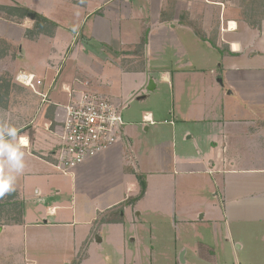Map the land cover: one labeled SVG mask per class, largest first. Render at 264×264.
<instances>
[{
  "label": "rangeland",
  "instance_id": "obj_1",
  "mask_svg": "<svg viewBox=\"0 0 264 264\" xmlns=\"http://www.w3.org/2000/svg\"><path fill=\"white\" fill-rule=\"evenodd\" d=\"M86 1L88 7L85 8L75 5L73 0H0L2 6L27 4L30 10L62 26L55 30L53 37L39 35L35 40L24 35L19 43L0 36V51L6 48V41L11 42L15 58L12 75L24 70L43 77L49 62L56 70L60 68L57 94L61 83L73 78L77 65L88 71L99 83L93 84L88 92L102 94L113 101L119 99L123 134L126 136L130 126L137 130L135 135L127 134L126 137L129 135L130 160L140 175L150 173L164 177L169 172L173 176V150L181 157L183 134L201 126L192 121L184 123L181 116L192 113L209 115V111H214L219 103L214 96L221 79L219 64L231 67L235 61L243 65L246 59H250L247 61L249 67L264 69V22L261 28L242 24L240 30L249 37L246 41L249 52L259 53L258 58L221 60L220 53L196 39L192 29L179 25L174 28L175 23L156 24L157 9L151 0H128L126 2L132 6L128 9L120 4L124 0H119L110 11L108 8L100 13L96 10L100 1ZM115 10L118 18L109 14ZM131 15L139 24L129 21ZM183 19L186 22L192 20L191 15H185ZM139 28L151 33L153 39L146 56L138 45L129 47L138 41ZM87 38L88 56L95 54L94 64L88 68L78 59V52H83ZM66 48L70 49L69 52L65 51ZM20 52L23 58H19ZM59 53V60L49 61L53 54ZM202 60L207 64L204 65ZM152 66H162L164 70L152 71ZM132 67H147L148 70L142 73L127 70ZM166 73L170 74V83L163 80ZM7 76L2 74L1 79H8ZM151 81L157 86L153 90H149ZM142 97L144 99H140ZM55 99L64 103L66 95L60 94ZM148 112L154 113L156 126L145 131L143 116ZM174 128L178 129L179 138H175L176 147L173 148ZM1 129L3 118L0 119ZM55 175L62 192L54 201L46 198L44 203L68 207L76 198L72 195L75 189V186L72 188V176L57 170ZM133 180L136 183L128 193L130 197L139 193L137 179ZM179 187L177 185L174 189L176 195L171 200L158 197L159 192L152 187L145 199L126 205L123 211L113 212L104 220L97 218L92 226L75 222L76 226L71 228L55 229L38 245L26 241L22 228L7 227L0 232V264H32L35 261L36 264H238L233 247L226 243L225 235L210 221L209 212L214 204H218L213 182L207 177L189 196ZM78 195L79 204L84 206L86 196L80 191ZM204 213L206 217L202 220ZM57 218L71 222V211L60 210ZM64 230L76 238L62 237L66 234ZM241 260L243 264H257L251 259Z\"/></svg>",
  "mask_w": 264,
  "mask_h": 264
},
{
  "label": "crops",
  "instance_id": "obj_2",
  "mask_svg": "<svg viewBox=\"0 0 264 264\" xmlns=\"http://www.w3.org/2000/svg\"><path fill=\"white\" fill-rule=\"evenodd\" d=\"M98 1L101 3L96 6L97 13L108 8L110 11L114 3H119V0ZM126 1L128 0L120 3L124 9L132 8ZM151 1L157 9V23L154 20L156 24L175 23L174 28L179 25L181 28L192 29L183 19L185 15H191L192 20L189 23L197 22L207 38H216L217 45L224 48V54H220L221 60L241 61L247 57L258 58L259 53L249 52L247 33H240L242 24L246 23L241 21L236 0ZM22 5L28 7L27 4ZM81 7H88V1L81 4ZM109 14L118 18L116 10ZM129 21L139 24V21H133L132 15ZM33 23V20L27 19L22 25H17L0 18V36L19 43L26 31L33 27ZM143 32L144 29L139 28L138 41L129 47L139 45ZM150 34L145 56L153 40ZM193 34L196 39L216 50L210 42L200 39L194 31ZM12 48L0 51V119L3 118L0 142L15 148L19 137H25L28 144L20 146V151L24 153L21 157L22 169L14 167L12 161L0 155V178L10 181V187L14 189L11 192L16 193L11 201L20 204L17 210L22 216L21 224L2 226L0 232H4L7 227L22 228L26 241L31 240L32 245H38L46 241V235L54 233L55 229L71 228L75 222L92 226L97 218L104 220V217L115 212L114 208L118 205L140 194V172L130 160L129 154L132 152L129 151V135L126 137L127 134L135 135L137 130L130 126L126 136L125 133L122 134L116 146L74 169L71 174L72 188L75 186L72 195L76 198L70 206L44 203L46 198L54 201L62 192L55 175L54 163L60 149V140L56 133L63 121L64 108L69 103L66 89L88 91L93 84L95 86L99 83L88 71L77 65L73 78H70L71 82L61 83L59 93L66 95V101L60 103L55 98L60 95L57 94V89L61 71L60 68L56 70L52 62H49L43 77L36 76L43 83L38 87V91L49 96V101L43 103L34 91L16 81L20 73L36 75L35 72L19 70L17 75H12L15 61ZM67 50L69 52L70 49L66 48L65 51ZM82 50L83 52H78V59L88 68V65L94 64L95 57L93 53L91 57L88 56V38L83 43ZM93 52L96 53L95 50ZM54 54L49 61L60 59L61 53L56 56ZM204 54L207 55L206 52ZM18 56L23 58L24 55L20 52ZM247 61L250 59H246L243 65L235 61L231 67H222V64H219L221 79L218 80L219 85L214 94L219 103L213 108L214 111L208 112L209 115L192 113L189 116H181L184 123L192 121L201 126L197 130L188 129L183 134L181 145L184 144V152L181 157L173 150L172 165L175 177L169 172L164 177H156L150 173L144 175L147 187L142 199H145L154 187L156 192H159L158 197L171 200L174 194L176 195L174 189L177 185L182 193L189 196L192 192L195 193L208 177L213 182L214 198L218 201L209 212L214 228L225 235L224 239L233 247L238 264H243L241 259H251L253 263L264 264V69L251 68ZM202 62L207 64L206 61ZM134 69H140L141 73L142 70H148L147 67ZM161 69L164 70L162 66L151 68L152 71ZM211 73L213 74V69ZM2 74H8V79H1ZM163 80L170 83V74L166 73ZM115 99L119 104V99ZM145 117H151L154 121L153 112L143 116V123ZM170 124L173 125L172 122ZM144 125L145 131H149L150 127L156 126V122L154 125ZM11 128L18 130L16 138L10 134ZM178 134L177 128L172 129L173 148L176 147L174 140L179 138ZM133 178L137 179L139 185L136 197L128 195L135 187ZM78 191L86 196L84 206L78 202ZM60 210L71 211V222L57 218ZM205 217L206 213L203 214L202 220ZM65 233L62 237L76 238L75 235L70 236L67 231ZM35 262L32 264H36Z\"/></svg>",
  "mask_w": 264,
  "mask_h": 264
},
{
  "label": "built area",
  "instance_id": "obj_3",
  "mask_svg": "<svg viewBox=\"0 0 264 264\" xmlns=\"http://www.w3.org/2000/svg\"><path fill=\"white\" fill-rule=\"evenodd\" d=\"M16 81L30 88L49 101L48 94L38 91L43 83L30 73H20ZM69 103L64 108V117L58 127L60 149L54 163L63 175H71L76 167L90 161L116 146L122 137L124 122L116 101L102 94L66 89ZM144 123L154 125L151 117Z\"/></svg>",
  "mask_w": 264,
  "mask_h": 264
},
{
  "label": "trees",
  "instance_id": "obj_4",
  "mask_svg": "<svg viewBox=\"0 0 264 264\" xmlns=\"http://www.w3.org/2000/svg\"><path fill=\"white\" fill-rule=\"evenodd\" d=\"M73 0L74 4L81 5L85 3ZM238 9L240 10L241 21L253 27H260L261 23L264 22V0H236ZM0 18L6 20L7 22L15 23L17 25H22L25 20H33V27L26 31L25 36L27 38L35 39L39 35L54 36L55 30L60 27L57 23L49 20L43 15L30 10L28 7L15 5V6H0ZM163 19V18H162ZM190 28L195 32V34L202 40L210 42V44L218 50L220 54H224V48L217 45L216 38H207L201 27L193 23H187ZM148 31H144L139 43L138 49L145 51V47L148 43ZM6 48H12V44L8 41L5 43ZM137 51H135L136 53ZM133 53V54H135ZM128 71L141 72L140 69L127 68ZM143 72V70H142ZM140 182V194L133 199H128L127 201L118 205L114 208L115 212H120L126 205L131 204L134 201L142 199L146 192V178L144 175L138 176ZM15 192H8L3 196H0V227L5 225H15L22 223L21 213L17 210L20 204L17 202H12V197ZM111 212V211H110ZM113 222V220H109Z\"/></svg>",
  "mask_w": 264,
  "mask_h": 264
},
{
  "label": "clouds",
  "instance_id": "obj_5",
  "mask_svg": "<svg viewBox=\"0 0 264 264\" xmlns=\"http://www.w3.org/2000/svg\"><path fill=\"white\" fill-rule=\"evenodd\" d=\"M17 129L11 128L10 134L16 138ZM28 140L25 137H19L18 144L15 148H12L9 144L0 142V155H4L7 157L9 161L13 162L14 167L18 169L23 168V164L21 162V157L24 155L22 151H20V146H27ZM14 189L10 187V181L7 178H0V196H3L7 192H11Z\"/></svg>",
  "mask_w": 264,
  "mask_h": 264
},
{
  "label": "water",
  "instance_id": "obj_6",
  "mask_svg": "<svg viewBox=\"0 0 264 264\" xmlns=\"http://www.w3.org/2000/svg\"><path fill=\"white\" fill-rule=\"evenodd\" d=\"M154 84H153V82L151 81L150 82V86H149V90H153L154 89ZM144 97H142L141 99H143ZM182 257H183V255H182ZM183 260V259H182Z\"/></svg>",
  "mask_w": 264,
  "mask_h": 264
}]
</instances>
